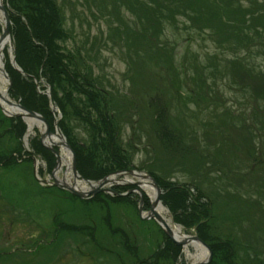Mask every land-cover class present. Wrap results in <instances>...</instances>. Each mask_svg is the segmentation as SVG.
Here are the masks:
<instances>
[{
	"label": "rangeland",
	"instance_id": "obj_1",
	"mask_svg": "<svg viewBox=\"0 0 264 264\" xmlns=\"http://www.w3.org/2000/svg\"><path fill=\"white\" fill-rule=\"evenodd\" d=\"M57 1L63 3L69 34L63 41L65 49L72 52L77 70L95 79L99 89L106 92L107 108L102 112H112V127H116L120 142L117 145L132 164L128 169L187 185L190 198L197 188L210 198L212 212L220 215L213 219L209 233L234 243V258L239 264H264V163L260 162L264 160V110L254 108L257 115L252 116L251 104H246L250 89L226 83L222 58L229 52L217 48L206 35L185 28L182 17L177 28L163 25L162 46L154 50L140 44L136 37H124L123 27L110 13V0ZM1 3L7 7L6 0ZM101 3L104 6L97 9ZM260 7L256 5L254 11ZM122 11L130 21V15ZM9 43L10 37L4 48L6 61L12 66L14 52ZM181 59L184 66L177 64ZM250 59V67L264 71L261 55ZM4 61L3 55V65ZM198 62L206 66L202 77ZM177 73L179 82L185 84H177ZM39 84L42 92L49 89L42 80ZM9 85L10 79L5 83L6 95L16 101L7 93ZM179 89L187 97L181 96ZM57 93L62 98L61 90ZM72 93L66 103L70 104L68 109L83 101L79 94ZM162 106L159 120L166 132L160 135L156 132L159 127L153 124L156 121L150 122ZM0 112L3 114L1 108ZM54 113L57 121L61 114L56 106ZM236 114H241L245 125ZM253 121L261 127V139L245 127ZM6 123L0 125V153H4L0 159V264H140V259H144L143 264H192L183 245L173 257L159 225L152 218L139 217L133 189L120 195L130 194L123 199L114 201L110 199L112 194L102 192L97 200H89L60 186L42 183L40 179L50 183L53 178L69 182L76 179L79 189H89L85 182L73 178L70 154L60 146L53 145L64 157L55 168L53 157L50 170L39 153L32 160L28 140L33 135L39 138L41 122L33 124L25 136L27 125L17 139L19 149L15 136L4 130ZM66 125L73 137L87 138L86 126L75 113L68 116ZM110 176L130 181L105 185L117 193L134 187L131 182L145 179L129 173ZM144 199L147 206L142 199V210L149 206L150 197L144 195ZM161 205L165 216L178 226ZM60 223L67 228L56 234L51 228ZM179 227L184 234L195 232L193 226L187 230ZM189 245L191 252L193 247ZM156 250L161 254L150 257Z\"/></svg>",
	"mask_w": 264,
	"mask_h": 264
},
{
	"label": "trees",
	"instance_id": "obj_2",
	"mask_svg": "<svg viewBox=\"0 0 264 264\" xmlns=\"http://www.w3.org/2000/svg\"><path fill=\"white\" fill-rule=\"evenodd\" d=\"M110 2V13L123 27L124 37H136L140 44L145 43L154 50L162 46L160 37L164 35L163 25L177 28L178 18L182 17L185 28L206 35L217 48L229 52V56L222 58L225 81L228 85L234 84L240 89H250V98L246 104L249 107L251 104L252 116L257 115L255 109L264 110V106H259L260 102L264 103V71L249 66L252 56L261 55L264 58V0H110ZM6 5L14 62L20 68L18 71L6 61L7 55L3 49L4 69L10 79L8 95L15 100L19 99L24 108L42 115L49 129L53 130L52 121L55 113L49 108L48 98L42 92L44 88L39 82L42 80L49 87L54 105L61 114L56 124L74 154L75 170L80 176L96 180L109 171L132 167L126 153L117 145L120 142L117 139L116 127L114 126V129L112 127V112L110 115L102 112L107 108L106 92L99 89L94 83L95 79L90 80L77 70L76 60L72 61L74 60L72 52L65 49L63 41L69 34L66 30L63 3L57 0H6ZM256 5L261 6L257 12L254 11ZM103 6V3L98 4L97 9H102ZM122 10L130 15V21L122 15ZM214 36L217 38L214 39ZM168 60L171 63L170 52ZM177 64L184 66L182 59ZM198 65L202 77L206 66L199 62ZM178 78L180 77L177 73L175 79L178 85L185 84L179 82ZM58 90H61L62 98L59 97ZM72 92L79 94L83 101L79 97L78 101H82V104L78 102V106L68 109L67 106L70 104L66 103L73 97ZM179 93L187 97L181 89ZM178 98L181 99L179 96ZM166 107L165 105L164 109ZM164 109L162 106V109L157 110L151 124L154 121L157 123ZM72 112L86 126L85 140L73 137L66 125L67 118ZM236 117L237 119L241 117V125H245L241 114L240 116L236 114ZM4 121L8 122L4 130L15 136L13 138L19 149L17 139L25 130L26 124L19 116L6 117L0 112V125ZM156 123H153L156 128L159 127L156 132L163 135L166 132L162 129L163 123L162 125L161 121L160 124ZM245 127L255 135L254 137L261 139V127L256 122L248 123ZM28 142L34 153L44 157L46 168L50 170L53 166V154L41 145L38 135H33ZM2 158L4 153H0V159ZM260 162L264 163V160ZM150 174L161 190L159 200L170 212L172 221L181 225L184 230L196 225V235L210 247L211 258L206 264H239L237 257L234 258L236 256L234 243L209 233L213 219L220 216L212 212L210 198H206L197 188L195 195L190 198L187 185L174 184ZM100 194L102 192H97L88 199L97 200ZM126 196L110 195V199L115 201ZM200 198H203V201H200ZM143 200L146 207L144 195ZM56 227L58 231L67 228L63 227L62 223L56 224ZM163 235L168 243L167 251L171 250V255L175 257L180 246L173 244L165 234ZM157 251L159 250L152 252L150 257L161 254ZM139 261L140 264L144 263V259Z\"/></svg>",
	"mask_w": 264,
	"mask_h": 264
},
{
	"label": "water",
	"instance_id": "obj_3",
	"mask_svg": "<svg viewBox=\"0 0 264 264\" xmlns=\"http://www.w3.org/2000/svg\"><path fill=\"white\" fill-rule=\"evenodd\" d=\"M0 16H1V21H0V25H1V32H0V37L4 38V37H8L9 38V18L7 15V11L5 9V7L2 5V3L0 2ZM9 45L11 46V44L9 43ZM0 55H1V51H0ZM10 62L11 64L17 69L19 70V68H17L15 66L14 60L13 58H10ZM1 72L3 77L6 79V81H8L9 84V78L7 76V74L5 73L3 67H1ZM45 94L48 97V101H49V106L50 108L53 110L54 109V103L53 100L51 98L50 95V91L49 89H46V91H44ZM4 101L9 104V105H14L18 111L14 112V113H7L2 106L0 105V108L3 112V114L7 115V116H19L21 117L23 120L26 117H32L35 118L37 121L41 122L42 125V129L40 130L39 133V140L40 143L42 144V146L46 147L48 150H50L55 157V164L54 167L55 168L60 160V156L58 154V152L53 148V145H58L60 146L62 149L66 150V152L68 154H70L71 157V162H70V168H71V174L73 176V178H78L81 181L85 182L88 186L89 189L87 190H83V189H78L75 188L72 185H69L67 183H65L63 180H58L56 178H53L52 182H47L45 179H40L38 177H36L38 180L40 179V181L42 183H47V184H52V185H57L60 186L61 188H64L66 191H68L69 193H71L74 196H77L79 198H88L92 195H94L96 192L100 191V192H107L110 194H114L117 196L120 195H125L127 192L124 193H117L115 192L113 189H111L109 186H105L106 184L109 183V175L110 174H120V173H129V174H133L136 176H141L140 178H147L149 181V185L153 188V198L149 200V206L147 208V210H142V196L144 191L142 190L143 188L141 187V182L139 180L133 181L131 183H134V188L133 190L137 192L138 195V203H137V211H138V215L140 218L143 219H149L152 218L158 225L159 227L162 229V231L164 232V234L173 242V244L175 245H184L185 243H189L190 241H195L197 243H199L202 248L204 249V251L206 252L204 259L194 263V264H206L210 258H211V249L210 247L204 242L202 241L196 234L191 233V234H184V237L182 239H174L172 237V231L171 229L167 226V224L164 222V220L162 219V217L154 210V206L156 204L160 203L159 200V195H160V188L157 185V183L155 182V180L152 178V176H150L148 173H140V172H134L131 169H127V170H115V171H111L107 174H105L104 176H102L99 179L96 180H89L86 179L82 176H80L79 174L76 173L75 171V166H74V154L72 152V150L70 149L68 143L66 142L64 136L62 135V133L60 132L59 128L56 125V119L53 120L52 124H53V132H51L49 130V125L47 123V121L36 111L34 110H29L24 108L19 102L18 99L16 101H10L8 99L4 98ZM51 135H56L58 136V138H60V142H51L49 144H46L43 142V138L45 136L50 137ZM30 155L32 157L33 160H35V154L33 152H30ZM118 180V181H117ZM121 182H127L130 183L129 180H125V179H116V180H112L110 184H119ZM131 190V189H130ZM128 190V191H130ZM141 213H144V215H142ZM196 225L193 226V231L195 230Z\"/></svg>",
	"mask_w": 264,
	"mask_h": 264
},
{
	"label": "bare ground",
	"instance_id": "obj_4",
	"mask_svg": "<svg viewBox=\"0 0 264 264\" xmlns=\"http://www.w3.org/2000/svg\"><path fill=\"white\" fill-rule=\"evenodd\" d=\"M0 2H1V0H0ZM0 21H1V17H0ZM8 40H9L8 37H4V38L0 37V51L4 48V45ZM2 64H3V55L1 53V55H0V105L2 106V108L7 113H14V112H17L18 109L14 105H9L4 101V98L8 99V97L6 95V87H5L6 79L3 77L2 72H1ZM24 120H25L26 124L28 125V131L25 135V136H27L29 134V132L31 131L33 124H39V121H37L35 118H32V117H26V118H24ZM41 129L42 128L40 127V130ZM43 142L46 144H49L51 142H60V138H58V136H56V135H51L50 137L45 136L43 138ZM60 157H61L60 158L61 160L64 159V157H62L61 155H60ZM63 165H65V164H63ZM138 177H141V176H138ZM109 179H110L109 183H111L112 180L113 181L116 180L113 176H110ZM59 180H63L65 183L72 185L78 189L81 187L78 185V183H77L78 181L76 179L71 181V182H69L67 179H59ZM140 182H141V187L147 192V195L150 197V199H152L154 192H153V188L149 185L148 179L145 178L144 180H142ZM82 188H83V186H82ZM154 210L162 217L164 222L171 229L172 237L174 239L179 240V239H182L184 237V233L182 232L181 228L177 225H174L171 222V220L165 216V214H164L165 208L160 203L156 204L154 206ZM188 244H190L193 247L194 253H191L193 250L191 252L189 251ZM183 252L185 253V255H187L191 258L192 264L202 260L203 257L205 256L204 249L202 248V246L199 243H197L195 241H190L189 243H185L183 245Z\"/></svg>",
	"mask_w": 264,
	"mask_h": 264
},
{
	"label": "flooded vegetation",
	"instance_id": "obj_5",
	"mask_svg": "<svg viewBox=\"0 0 264 264\" xmlns=\"http://www.w3.org/2000/svg\"><path fill=\"white\" fill-rule=\"evenodd\" d=\"M57 228V231H58V227H56V226H53V228H51V229H53V231H55V233L57 232L55 229Z\"/></svg>",
	"mask_w": 264,
	"mask_h": 264
}]
</instances>
